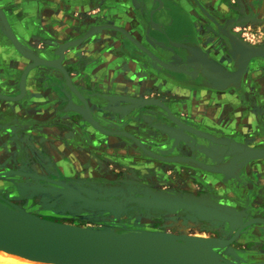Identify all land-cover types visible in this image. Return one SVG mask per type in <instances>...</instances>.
<instances>
[{
  "label": "rangeland",
  "instance_id": "1",
  "mask_svg": "<svg viewBox=\"0 0 264 264\" xmlns=\"http://www.w3.org/2000/svg\"><path fill=\"white\" fill-rule=\"evenodd\" d=\"M250 1L221 0L222 6H216L219 0H210L211 4L203 1V7L217 24L205 17L209 26L213 30L218 28L225 39L229 37L230 41L237 39L264 48V14L259 10L261 0ZM209 35L217 36L213 32ZM15 52L12 68L0 64L3 71L0 77L6 71L8 79L2 85L4 94L20 96L18 83L21 75L36 57L33 51L25 53L18 49ZM148 57L151 63L155 62L150 54ZM237 60L236 55L228 67L236 68ZM168 63L171 64L152 66L150 77L144 80V90L136 87L133 91V98L139 102H153L155 105L143 106L124 100L127 102L124 107L129 106L131 111L127 112L125 108L123 112L112 114L110 106H116L112 101L99 96L92 101L86 94L97 120L103 122L105 129L113 135L96 130L86 121L78 123L79 116L67 113V102L61 99L65 97L64 91L70 96L72 92L60 70L42 66L32 72L36 73L35 78L53 79L56 84L53 91L63 112L51 114L37 105L30 107L28 97L23 103L0 98V214L16 215L17 211H22L41 220L99 233L121 234L138 230L184 238L187 236L182 235L183 230L187 229L190 234L214 238L218 231L206 224L207 217L189 216L190 207L172 209L163 206L159 196L230 203L233 207L238 203L244 207L263 205L261 195L264 192L247 184L245 187L237 185L236 173L225 177L183 160V157H190L214 169H231L241 154L239 137L245 135V123L239 122L235 128L228 129L213 119L232 115L233 111H227V107L233 108L232 103L238 107L243 98L237 91L213 88L194 68L175 56H169ZM58 64H55L57 68L60 67ZM252 64L264 71V59H256ZM251 69L249 67L247 74ZM173 76L179 80H174ZM180 87L193 92V111L186 108L187 102L175 106L177 97L174 94ZM163 89L166 92L159 94ZM229 93L231 95L227 96ZM256 97L241 100L239 111L233 114L245 113L250 106L257 105ZM51 115L54 119L52 121L51 117L52 122L46 125ZM240 120L244 118L240 117ZM130 125L134 127L132 133L120 127ZM170 128L180 133L172 134ZM250 144L246 146H257ZM146 149L164 158L178 157L179 164L152 159L145 153ZM111 186L121 190L113 193L108 189ZM29 224L32 228L38 227L32 222ZM251 247L250 244L240 245L239 250ZM0 264L5 263L0 260ZM239 264L252 263L246 260Z\"/></svg>",
  "mask_w": 264,
  "mask_h": 264
},
{
  "label": "crops",
  "instance_id": "2",
  "mask_svg": "<svg viewBox=\"0 0 264 264\" xmlns=\"http://www.w3.org/2000/svg\"><path fill=\"white\" fill-rule=\"evenodd\" d=\"M203 1L211 4L210 0H0V64L12 68L13 61L16 60L15 50L19 49L25 53L33 51L35 57L53 61L56 65L59 62L58 65L67 72L73 87L85 99L87 95L92 101H96L97 96L104 97L116 105L110 106L111 112H123L125 108L130 112L129 106L124 107L127 103L124 99H133L136 87L144 90V80L150 77L149 70L152 66L171 64L160 61L158 51L161 47L174 51L173 47L182 46V43L191 48L195 45L206 51L214 61L224 67L229 66L230 62L222 48L226 39L218 28L213 30L209 26L199 6L204 5ZM222 5L220 2L216 6ZM87 32L89 34L85 38ZM163 32L168 37L164 36ZM209 32L217 34L216 38L209 35ZM61 48L64 58L59 60L53 51ZM148 54L156 57H153L154 63H151ZM257 64L250 65L252 69L239 82L222 88L237 91L238 96L243 99L257 96V105L250 106L246 114L238 112L234 115L233 113L241 107L243 99H240L238 107L234 103L231 104L233 108L227 107V111H233L232 115H221L213 119V122H221V125L228 129L244 122L245 135L239 137V144L243 147L263 149L264 71L263 68H258ZM6 75L5 71L0 77V92L3 94L2 85L4 86L5 79H8ZM35 75L36 73H29L25 80L27 88L24 96L17 102L23 103L28 97L30 107L37 105L51 114L63 112L62 105L57 103L58 96L53 91L56 85L53 79L35 78ZM184 90L180 87L177 94H174L177 97L175 106L187 102L189 105H186V108L193 111V92ZM164 92L166 89L159 91V94ZM182 94L188 97H183ZM230 95L229 93L227 96ZM25 105L26 108L29 107L28 104ZM112 107L119 109L117 111ZM240 117L244 120H240ZM49 119L46 125L52 122L54 117L51 118L52 121ZM95 121L105 128L103 122L97 119ZM120 127L130 130L128 133H132L131 129L134 128L132 125ZM250 143L257 146H246L252 145ZM245 163L236 162L231 169L225 170L222 176L237 174V185H248L254 190L264 192V160L247 163L244 167ZM222 187L225 189L226 184L223 183ZM261 197L264 198V194ZM213 203L220 208L237 212L232 215L225 214L208 207L193 212L195 217H207L206 224L218 231L217 236L212 239L222 243L219 247H212V251L232 263L244 262L253 256L264 257V203L259 207H244L239 203L237 207L230 203ZM251 243L257 248L252 246L249 250H239L240 245L244 247ZM251 263L262 264L264 260H251Z\"/></svg>",
  "mask_w": 264,
  "mask_h": 264
},
{
  "label": "water",
  "instance_id": "3",
  "mask_svg": "<svg viewBox=\"0 0 264 264\" xmlns=\"http://www.w3.org/2000/svg\"><path fill=\"white\" fill-rule=\"evenodd\" d=\"M250 2H252V0ZM199 6L203 13L215 24H217V20L211 16L202 5L199 4ZM259 10L262 14H264V0L261 1ZM88 34L89 32L85 34V38ZM163 35L167 36L164 32ZM182 44V46H174V51L166 50L164 47H161L158 51L160 61L167 60L166 63H168L169 56H177L181 61H184L186 65L194 68L202 80L208 82L213 86V88L217 89L226 88L230 84H236L241 80V78H243L244 75H246L254 60L264 59V48L254 47L237 39L230 41L228 37L226 39V44L228 45L229 50L228 52L231 54L232 59L235 58L236 55L238 56L236 68L230 70L229 67H224L214 61V59L211 58L206 51L195 47V45L191 48L187 47L185 45L186 43ZM53 53L59 58V60L64 58L62 48L54 50ZM152 57L156 58L155 56ZM42 66L60 70L66 85L70 88V90L72 89L71 87H73V85L69 81V76L62 67L57 68L53 61L36 57L34 61L25 68L21 75L20 82L18 83V89L21 96H7L0 92V98L10 102H17L21 100L26 90L24 83L27 76L30 72ZM173 78L174 80H179L176 76H173ZM71 92L72 94L70 96L64 91L63 94L65 97H62L61 99L64 100L65 103L67 102V107L69 109L67 113L71 112L79 116L80 120H78V123L86 121L96 130L105 134L113 135L95 121L97 118L94 113L95 111L91 107V102L79 94L75 87H73ZM124 100L128 103H141L135 98ZM141 104L143 106H150L155 105L156 103L143 102ZM112 114L117 113L112 112ZM169 132L172 134L180 133V131L175 128H170ZM130 139L133 140L132 137ZM241 147V154L237 157V160L232 163V167L239 161L246 162L244 165L245 167L247 163H255V161L258 160H264V148L255 149L250 147ZM145 153L150 158L161 162L179 164L178 157L177 159L164 158L163 156L155 154L147 149L145 150ZM185 159L191 163L194 162L204 170L213 173L222 174L225 170L227 171L229 169V167L214 169L201 163L200 161L194 160L193 158L183 157V160ZM108 189L113 193H117L121 190V188L114 186L108 187ZM158 200L161 204H163V206H167L172 209L186 207L192 208L189 212L191 215L189 216H193V212L196 209H204L205 207H208V209L211 210L221 211L225 214L230 213L231 215L237 212L232 209L229 211L227 208H220L209 200H199L193 198L172 199L166 195L159 196ZM8 214L9 215L0 214V216H8L17 219L21 221L25 227H23V230L17 231L0 226V250L17 255L23 259L52 264H203L191 257L190 254L192 253V248L190 241L192 239L189 237L176 238L170 234H160L138 230L128 231L121 234L99 233L93 230H85L48 222L30 216L22 211H17L15 213L16 215L13 213ZM30 222L38 225V227L32 228V225L29 224ZM241 229L242 228H240V230ZM201 241L206 244L207 255L212 264H239L222 259L212 251V247L221 246L220 244L222 242L219 240L210 238L202 239Z\"/></svg>",
  "mask_w": 264,
  "mask_h": 264
},
{
  "label": "bare ground",
  "instance_id": "4",
  "mask_svg": "<svg viewBox=\"0 0 264 264\" xmlns=\"http://www.w3.org/2000/svg\"><path fill=\"white\" fill-rule=\"evenodd\" d=\"M239 4V3H238ZM241 5V4H240ZM211 28V27H210ZM218 42V41H217ZM219 48V47H218ZM223 50H224V55L227 57V59L229 60V62L231 63L232 61V57L231 54L227 51L228 50V45L224 42L223 43ZM220 49V48H219ZM214 181V180H213ZM219 184V183H218ZM46 198V197H45ZM57 199V198H56ZM46 200V199H45ZM43 202V201H41ZM49 203V202H48ZM54 203V202H53ZM50 204V203H49ZM57 204V203H56ZM45 205V203H44ZM66 205V204H65ZM51 206V205H50ZM65 209V208H64ZM48 210V209H47ZM77 213V212H76ZM168 213V212H167ZM72 214V213H71ZM179 214V213H178ZM172 216H169V218ZM187 217V216H186ZM173 219V218H172ZM190 219V218H189ZM142 220V219H141ZM140 220V221H141ZM163 220V219H162ZM186 220V219H185ZM139 221V222H140ZM176 221V220H175ZM179 221V220H178ZM196 221V220H195ZM199 222V221H198ZM202 222V221H201ZM181 224V223H180ZM199 225V224H198ZM0 226H3L5 228H10V229H14L17 231L23 230V227H25V225L14 218L8 217V216H0ZM168 226V225H167ZM201 226V225H200ZM172 227V226H171ZM202 227V226H201ZM179 228V227H178ZM183 228V227H182ZM187 228V227H185ZM200 228V227H199ZM96 229V228H95ZM187 230V229H186ZM183 230V234L189 238H191L192 240L190 241V245L192 248V253L190 254L192 258H194L195 260H197L200 263L203 264H212L211 260L208 258L207 255V247L206 244L203 243L201 240L202 239H210V238H204L200 235H196L195 234H190L188 231ZM189 230L190 227H189ZM180 231V230H178ZM205 231V230H204ZM203 231V232H204ZM201 233V232H200ZM201 239V240H200ZM237 253V252H236ZM0 260H2L5 264L7 263H11V264H52V263H42V262H37V261H32V260H27V259H23L17 255L14 254H10L7 253L5 251L0 250ZM24 260V261H23Z\"/></svg>",
  "mask_w": 264,
  "mask_h": 264
},
{
  "label": "flooded vegetation",
  "instance_id": "5",
  "mask_svg": "<svg viewBox=\"0 0 264 264\" xmlns=\"http://www.w3.org/2000/svg\"><path fill=\"white\" fill-rule=\"evenodd\" d=\"M262 1V0H261ZM244 203H246V202H244ZM240 204H242V203H240ZM243 205V204H242ZM250 246H254L255 247V245L253 244V245H251L250 244ZM250 260H247V261H251V260H257V261H261V260H264V257H262V256H253V257H251V258H249Z\"/></svg>",
  "mask_w": 264,
  "mask_h": 264
}]
</instances>
